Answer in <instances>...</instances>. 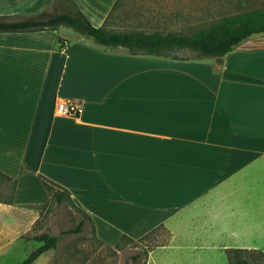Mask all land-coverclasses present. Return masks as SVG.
Here are the masks:
<instances>
[{
	"label": "crops",
	"instance_id": "crops-1",
	"mask_svg": "<svg viewBox=\"0 0 264 264\" xmlns=\"http://www.w3.org/2000/svg\"><path fill=\"white\" fill-rule=\"evenodd\" d=\"M75 1L102 27L117 0ZM48 4L0 0V15ZM61 27L0 33V171L18 180L3 224L36 222L43 174L106 245L164 225L170 251L264 252V33L221 58H173ZM66 100L78 116L59 114Z\"/></svg>",
	"mask_w": 264,
	"mask_h": 264
},
{
	"label": "rangeland",
	"instance_id": "rangeland-1",
	"mask_svg": "<svg viewBox=\"0 0 264 264\" xmlns=\"http://www.w3.org/2000/svg\"><path fill=\"white\" fill-rule=\"evenodd\" d=\"M122 5L109 24L112 31H131L138 27L146 31L156 28L181 30L189 25L198 27L242 11L264 8V0H123ZM48 9L55 11L52 4ZM61 29L74 32L67 26ZM171 54L177 58L196 56L191 51ZM5 188V185L0 186V191ZM18 218L23 219L21 216ZM12 219V214L0 213V264L23 262L43 244L29 238L42 233L57 236L58 245L33 264H228L222 251L216 250L215 254L207 255L203 251L192 250L193 254L186 255L189 250L176 248L170 251L163 248L172 241V234L165 227L159 228L144 241L129 243L122 250L115 246L110 248L96 239L91 222L68 200L61 206L54 201L49 202L34 224L28 221L29 226L23 221L12 226L3 224ZM81 220L86 221L81 232L67 233L76 229Z\"/></svg>",
	"mask_w": 264,
	"mask_h": 264
},
{
	"label": "trees",
	"instance_id": "trees-1",
	"mask_svg": "<svg viewBox=\"0 0 264 264\" xmlns=\"http://www.w3.org/2000/svg\"><path fill=\"white\" fill-rule=\"evenodd\" d=\"M122 2L123 0L116 1L104 26L95 27L75 0H49L47 8L34 14L0 15V33L57 30L60 26H67L82 35L94 38L101 45L123 46L134 53L171 56V53L178 50H189L199 57L214 58L225 56L250 36L264 33V8L242 11L198 27L189 25L181 30L156 28L154 31H146L142 27H138L131 31H112L109 24L116 12L123 7ZM50 4L54 6L55 11H49ZM39 177L50 194V202L54 201L61 206L68 200L74 204L68 189L43 174H40ZM3 185L6 188L0 191V202L12 205L15 200L18 180L0 171V186ZM79 210L92 223L89 215L83 210ZM85 225L86 221L81 220L76 229H70L67 233L81 232ZM161 227L164 225H160L139 239L123 235L115 248L122 250L129 243L144 241ZM93 234L96 237L94 226ZM29 240L43 244L18 264H33L44 253L56 249L59 239L55 235L42 233L29 238ZM107 246L111 248V246ZM226 256L228 264H264V252L257 249L230 248L226 250ZM134 259L137 260L138 256Z\"/></svg>",
	"mask_w": 264,
	"mask_h": 264
},
{
	"label": "built area",
	"instance_id": "built-area-1",
	"mask_svg": "<svg viewBox=\"0 0 264 264\" xmlns=\"http://www.w3.org/2000/svg\"><path fill=\"white\" fill-rule=\"evenodd\" d=\"M80 111V106L73 100L63 101L58 106V112L60 115L78 116Z\"/></svg>",
	"mask_w": 264,
	"mask_h": 264
}]
</instances>
